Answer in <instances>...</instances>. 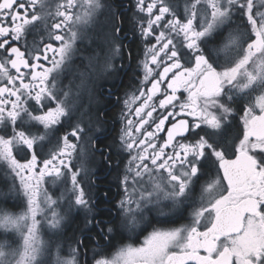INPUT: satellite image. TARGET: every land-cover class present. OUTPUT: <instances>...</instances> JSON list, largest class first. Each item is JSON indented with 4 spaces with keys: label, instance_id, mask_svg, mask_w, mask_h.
<instances>
[{
    "label": "snow or ice",
    "instance_id": "snow-or-ice-1",
    "mask_svg": "<svg viewBox=\"0 0 264 264\" xmlns=\"http://www.w3.org/2000/svg\"><path fill=\"white\" fill-rule=\"evenodd\" d=\"M134 8L143 76L121 113L124 195L104 220L90 163L99 153L111 165L113 146L92 135L99 116L84 124L87 83L65 90L61 77L105 13L102 68L115 69L127 38L118 9L110 0H0V264H81L84 236L61 255L73 210L96 229L90 240L111 246L147 221L146 212L165 208L175 213L173 226L153 227L139 245L120 244L94 264H264V0H134ZM238 100L242 127L231 134ZM45 183L63 187L54 195ZM188 208L190 222L178 223Z\"/></svg>",
    "mask_w": 264,
    "mask_h": 264
},
{
    "label": "flooded vegetation",
    "instance_id": "flooded-vegetation-1",
    "mask_svg": "<svg viewBox=\"0 0 264 264\" xmlns=\"http://www.w3.org/2000/svg\"><path fill=\"white\" fill-rule=\"evenodd\" d=\"M110 2L114 8L118 9V14L123 20L121 37H124L125 33L127 34V38L123 39L125 46L123 59L114 58L112 60V63L116 66L114 70L104 71L102 68L105 55L108 51V45L104 42V33L109 29L102 27L107 18V13H105V15L99 16L97 24L86 30L85 37L77 42L76 51L72 56L69 68L61 77V87L65 90H68V86H71L75 92L82 80L87 83V88L81 91L79 97V104L88 109L84 117V124L87 126L89 117L94 120L96 116H99L102 124L97 126L99 131L92 135L94 138L96 135H101L103 144H111L113 146L111 149V165L102 163L99 153L95 154V159L90 163V167L95 173L92 177L94 180L92 192L97 205V219L104 220L110 218L105 209L111 208L112 213L115 214V204L124 195L123 189L120 186V178L124 175V166L128 160V154L121 151L119 147V135L122 127L121 113L125 111L124 100L127 98V95L136 92L141 86L140 80L143 73L139 65L144 59L145 52L144 43L141 41L132 22V17L135 13L134 0H110ZM128 53L131 54L130 57ZM163 87H166V85ZM89 90L91 92V102L89 100ZM178 95L183 100L186 98L187 93L181 90ZM159 99H163V96L158 94V98L155 101L157 104ZM244 103L245 101L238 100L233 105L236 111L232 117H229L232 123L231 134H235L242 127L240 117L243 115L242 106ZM168 110L170 111L171 109ZM160 111L163 110L158 109V112ZM78 116L79 111L77 112ZM132 118L135 119V117ZM65 130H67V124L61 128L60 134H63ZM165 137L166 133L161 132L159 142L162 143ZM228 158L234 159L235 157L230 154ZM204 170L211 176L216 175L215 167L206 165ZM206 179H208V176L201 177L199 183L203 184ZM44 186L54 195H58L63 187L61 185L54 190L48 183H45ZM3 187L4 181L2 173H0V188ZM105 193L108 194L111 203L106 201ZM196 195L197 197L199 196V187H197ZM11 200L12 198L9 197L10 202L7 206L10 208L12 207ZM66 209L67 205L65 204L60 210L65 212ZM12 210L18 211L19 209L13 208ZM182 211L183 216L179 219L178 223L190 222L188 217L191 209L188 208ZM164 212L165 215H160L155 211L146 212L147 221L141 223L131 234L126 230L123 231V234L118 235L112 245L108 246L102 240L97 245L88 238L96 236V229L92 228L89 232L85 225V213L83 210L79 212L73 210L67 213L68 219L63 229L65 236L61 255L67 256L69 254V246H74L75 244V238L84 236L85 242L84 247L81 249L80 262L84 264L86 260L87 264H94L95 259L109 257L120 244L132 243L133 245H139L143 241L144 236L152 231L153 227L168 228L173 226V221L170 217L175 215V213L169 212L167 208L164 209ZM148 221H150V226L148 225ZM3 238L4 236L0 234V239ZM85 250L87 251L86 256L83 254Z\"/></svg>",
    "mask_w": 264,
    "mask_h": 264
},
{
    "label": "rangeland",
    "instance_id": "rangeland-1",
    "mask_svg": "<svg viewBox=\"0 0 264 264\" xmlns=\"http://www.w3.org/2000/svg\"><path fill=\"white\" fill-rule=\"evenodd\" d=\"M14 211V210H13ZM5 238V237H4ZM9 240H12L14 237L12 236V235H9L8 237H7Z\"/></svg>",
    "mask_w": 264,
    "mask_h": 264
}]
</instances>
